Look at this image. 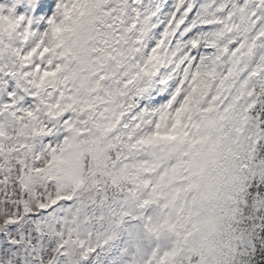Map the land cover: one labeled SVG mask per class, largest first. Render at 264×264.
Here are the masks:
<instances>
[{
    "label": "snow or ice",
    "instance_id": "6c2138e0",
    "mask_svg": "<svg viewBox=\"0 0 264 264\" xmlns=\"http://www.w3.org/2000/svg\"><path fill=\"white\" fill-rule=\"evenodd\" d=\"M0 264H264V0H0Z\"/></svg>",
    "mask_w": 264,
    "mask_h": 264
}]
</instances>
